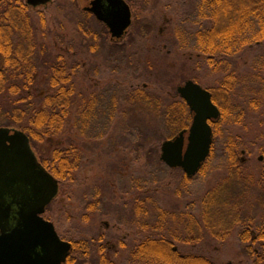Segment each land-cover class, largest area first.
Returning <instances> with one entry per match:
<instances>
[{"label":"rangeland","instance_id":"rangeland-1","mask_svg":"<svg viewBox=\"0 0 264 264\" xmlns=\"http://www.w3.org/2000/svg\"><path fill=\"white\" fill-rule=\"evenodd\" d=\"M92 1L53 0L47 8H29L39 48H46L44 53L50 55L51 61L60 55L68 70L72 64L76 68L72 76L76 104L71 117L60 135L35 147L43 160H48L59 149L74 151L73 160L78 158L79 161L72 182L60 186L57 198L47 209L46 219L55 225L65 241L94 240L89 264H101L103 247L104 254L112 261L130 264L131 253L154 234L152 227L158 219L157 209L138 203V199L145 197L139 185L146 178H152V174L161 182L152 187L151 197L165 211L180 216L177 221L171 220L169 229L163 233L168 237L169 231L178 234L180 241L175 242V247L180 253L203 255L215 264H254L239 240V228L224 242L203 231L201 240L184 243L195 238L194 231L188 229V215L201 221L202 198L228 176V162L213 160L206 175L196 176L190 183H186V175L180 169L165 165L169 170L163 173L164 168L159 163L161 145L169 140L172 132L162 124L158 109L133 97H137L135 89L141 90L146 85L145 93L161 100L165 107L182 102L177 90L186 82L195 81L206 89L217 88L227 73L233 71L242 84L232 99L239 104L244 119L240 125L224 124L221 129L226 139L239 137V159L243 162L244 174L257 179L264 169V91L258 83L259 78L264 79L260 66L264 63V42L230 61L232 67L212 68L206 56L187 49V43L179 36V30L195 13L196 0H125L128 4L133 2L136 16L121 42L111 41L108 29L84 11ZM187 26L191 27V32L197 29L195 25ZM40 54L38 65L46 57ZM35 82L29 102L39 107V95L54 92L50 88L48 70L40 68ZM96 98L104 105L102 118L94 130L82 134L74 127L75 113L85 99ZM0 103L5 111L12 110L9 98H0ZM110 109H114L113 120L104 115ZM187 112L190 128L193 116L189 110ZM0 124L6 125L9 121L0 118ZM151 145L155 148V163L150 166L146 151ZM249 188L258 192L256 185L250 184ZM99 199L103 200L100 209L88 211L89 204ZM248 199L254 205L257 196L251 194ZM252 205L248 206V214ZM142 210L150 214H141ZM254 213L261 221L263 212ZM147 222L149 227L143 228ZM121 243L125 246H120Z\"/></svg>","mask_w":264,"mask_h":264},{"label":"trees","instance_id":"trees-1","mask_svg":"<svg viewBox=\"0 0 264 264\" xmlns=\"http://www.w3.org/2000/svg\"><path fill=\"white\" fill-rule=\"evenodd\" d=\"M129 5L135 17L136 10L133 2ZM42 22L45 23L44 18ZM185 23L186 25L179 30V36L183 43H187L185 44L187 49L197 52L199 56H206L212 68H217L219 65L230 68L232 67L230 61L264 42V0H196L195 13ZM188 24L195 25L197 29L191 32ZM45 49L43 46L39 48L36 43L35 24L29 7L23 3V0H0V98H9L12 106V110L5 111L4 105L0 103V118H6L9 121V124H0V128L23 131L29 137L34 151L36 144H43L47 140L51 142V138L60 135L76 104V90L72 82L75 65L72 64L71 70H68L67 63L61 61L60 55L51 61L50 55L44 53ZM38 53H42L40 56H46L41 65L37 62ZM260 66L264 71V63H260ZM42 67L48 70L50 88L54 92L40 94L38 107L29 101L33 97L35 81ZM258 80L264 91V79ZM241 84L232 71L227 73L219 87L209 89L213 94L214 103L221 111V117L212 123L214 133L212 152L197 176L206 175L210 163L217 158L228 162L229 172L221 183L207 191L202 198L201 221L195 219L193 215H188V229L194 231L195 238L187 239L184 243L201 240L203 231L209 233L215 240L224 242L236 228H239L238 237L245 245V253L254 264H264V169L257 179L254 176L245 175L243 162L239 159L241 147L239 137L229 136L226 139L221 129L224 124L240 125L243 122V112L239 104L232 99L234 92ZM143 88L135 89L134 92H137L138 98L133 97V99H141L147 106L160 111L162 124L172 132L169 140L177 136L176 133L189 129L186 117L189 108L183 101L173 102L163 107L161 100L157 101L145 93L146 85ZM103 106L99 98L85 99L75 113L74 127L79 128L82 134L94 130L102 118ZM114 114V109H110L104 115L113 120ZM137 136L141 137L140 134ZM154 150L155 148L151 145L146 151L150 166L155 163ZM244 153L243 151L242 154ZM73 158L74 151L66 152L57 149L48 160L41 158L39 160L62 187L72 182L73 174L79 168L78 158L75 160ZM159 163L164 168L163 170L160 167L163 173L169 170L165 168L161 159ZM154 176L156 175L151 174L152 178L144 180V187L143 184L139 185L145 197L138 199V203L143 205L147 203L148 209L151 207L158 211L157 222L152 227L154 234L135 248L130 255L129 263L215 264L203 255L180 253L175 247V242L180 241L178 234L172 231H169V237L163 234L169 229L168 223L171 220L177 221L180 216L165 211L161 204L151 197L152 187L161 182V179ZM184 180L186 183L192 182L186 176ZM250 184L257 186V193L253 188L250 190ZM251 194L257 196L254 205L248 199ZM102 202L103 200L99 199L97 203L89 204L87 210L90 212L99 210ZM249 205L252 207L251 213L248 214ZM260 210L263 214L261 221H258L252 213ZM142 211L141 214L147 216L150 214L148 211ZM142 226L148 228L149 222ZM70 242L73 248L66 264L89 263L91 243H94V240L92 239L91 242L71 240ZM100 251L103 252L101 264H118L108 258L106 253L104 254V247Z\"/></svg>","mask_w":264,"mask_h":264},{"label":"water","instance_id":"water-1","mask_svg":"<svg viewBox=\"0 0 264 264\" xmlns=\"http://www.w3.org/2000/svg\"><path fill=\"white\" fill-rule=\"evenodd\" d=\"M28 1L47 4L50 0ZM85 11L106 25L114 39L122 38L133 23L125 0H93ZM177 92L194 118L189 130L162 144L161 161L193 179L211 155V124L220 119L221 111L211 92L194 81ZM59 189V181L39 162L29 137L18 129L0 128V264L67 263L72 243L63 240L44 217Z\"/></svg>","mask_w":264,"mask_h":264},{"label":"flooded vegetation","instance_id":"flooded-vegetation-1","mask_svg":"<svg viewBox=\"0 0 264 264\" xmlns=\"http://www.w3.org/2000/svg\"><path fill=\"white\" fill-rule=\"evenodd\" d=\"M72 1V0H71ZM76 1V0H75ZM53 2V0H50L47 4H42V3H40V1H37V2H35L36 4H31V3H29V1L28 0H25L23 3L25 4V5H27L29 8H32V9H34V8H38V7H48L51 3ZM91 4V3H90ZM90 6V5H89ZM88 6V7H89ZM85 8H87V7H85ZM84 8V9H85ZM132 17H133V20H134V14H133V11H132ZM106 26V25H105ZM107 27V26H106ZM129 31V30H128ZM128 31H127V33L122 37V38H120V39H114L113 37H112V35H111V33H110V31H109V29H108V32H109V35H110V39H111V41H113V42H121V41H124L125 40V38H126V36H127V34H128ZM1 65H3V64H1ZM195 82V81H194ZM12 83H13V80H12ZM195 83H197V82H195ZM197 84H199V83H197ZM199 85H201V84H199ZM202 86V85H201ZM180 87V86H179ZM178 87V88H179ZM203 87V86H202ZM204 88V87H203ZM204 89H206V88H204ZM206 90H208L209 91V89H206ZM178 93V92H177ZM212 94V93H211ZM179 95V94H178ZM180 97V96H179ZM212 97H213V94H212ZM181 98V97H180ZM181 100L185 103V101L181 98ZM186 104V103H185ZM187 105V104H186ZM188 107V106H187ZM189 108V107H188ZM189 113L193 116V118H194V114L190 111V109H189ZM216 122V121H215ZM215 122H213V123H215ZM37 155V154H36ZM37 158H38V156H37ZM38 160H39V158H38ZM39 162L41 163V161L39 160ZM42 164V163H41ZM43 165V164H42ZM44 166V165H43ZM48 209V208H47ZM107 227H108V224L106 225ZM120 246H123V243H121L120 244ZM125 246V245H124ZM123 246V247H124Z\"/></svg>","mask_w":264,"mask_h":264}]
</instances>
